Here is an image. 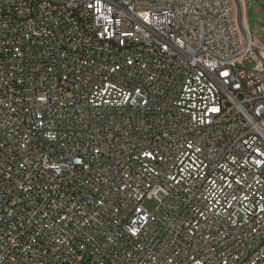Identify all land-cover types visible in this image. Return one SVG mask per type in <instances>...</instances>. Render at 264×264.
Instances as JSON below:
<instances>
[{
  "label": "built area",
  "instance_id": "2783aa9c",
  "mask_svg": "<svg viewBox=\"0 0 264 264\" xmlns=\"http://www.w3.org/2000/svg\"><path fill=\"white\" fill-rule=\"evenodd\" d=\"M243 33L232 0H0V264H264Z\"/></svg>",
  "mask_w": 264,
  "mask_h": 264
},
{
  "label": "rangeland",
  "instance_id": "374dc122",
  "mask_svg": "<svg viewBox=\"0 0 264 264\" xmlns=\"http://www.w3.org/2000/svg\"><path fill=\"white\" fill-rule=\"evenodd\" d=\"M237 21L244 32L245 39L254 41L258 40L255 44L262 48L264 45V0H232ZM237 3V4H236ZM258 8V11L256 10ZM245 28L251 35H248L244 30ZM245 67L252 68L254 63L244 62ZM264 171V167H263ZM157 206L155 200H147L144 202V207L148 211L153 212Z\"/></svg>",
  "mask_w": 264,
  "mask_h": 264
},
{
  "label": "crops",
  "instance_id": "0c3cea01",
  "mask_svg": "<svg viewBox=\"0 0 264 264\" xmlns=\"http://www.w3.org/2000/svg\"><path fill=\"white\" fill-rule=\"evenodd\" d=\"M258 11V8L256 9ZM250 34V33H249ZM250 38H251V35H250ZM258 39L257 38H254V41H257ZM259 41V40H258ZM262 52L264 53V45L263 47L261 48Z\"/></svg>",
  "mask_w": 264,
  "mask_h": 264
},
{
  "label": "water",
  "instance_id": "95a60500",
  "mask_svg": "<svg viewBox=\"0 0 264 264\" xmlns=\"http://www.w3.org/2000/svg\"><path fill=\"white\" fill-rule=\"evenodd\" d=\"M236 4H237V3H236ZM236 17H237V15H236ZM236 21H237V18H236ZM246 45H247V41H246ZM201 52H203V51H201ZM199 53H200V52H199ZM197 54H198V53H197ZM197 54H196V55H197ZM194 58H195V57H194ZM194 58H193V61H194ZM193 61H192V63H193ZM192 63H191V64H192Z\"/></svg>",
  "mask_w": 264,
  "mask_h": 264
}]
</instances>
